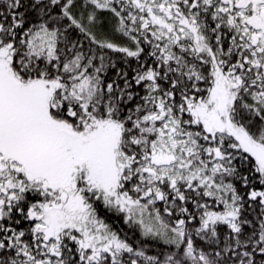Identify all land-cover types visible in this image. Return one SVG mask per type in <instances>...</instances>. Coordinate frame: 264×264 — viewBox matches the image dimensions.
I'll return each mask as SVG.
<instances>
[{
	"label": "snow or ice",
	"instance_id": "snow-or-ice-1",
	"mask_svg": "<svg viewBox=\"0 0 264 264\" xmlns=\"http://www.w3.org/2000/svg\"><path fill=\"white\" fill-rule=\"evenodd\" d=\"M0 264H264V0H0Z\"/></svg>",
	"mask_w": 264,
	"mask_h": 264
},
{
	"label": "trees",
	"instance_id": "trees-1",
	"mask_svg": "<svg viewBox=\"0 0 264 264\" xmlns=\"http://www.w3.org/2000/svg\"><path fill=\"white\" fill-rule=\"evenodd\" d=\"M117 226H120V225H119V222H117Z\"/></svg>",
	"mask_w": 264,
	"mask_h": 264
}]
</instances>
